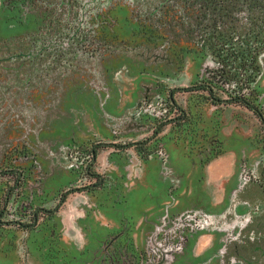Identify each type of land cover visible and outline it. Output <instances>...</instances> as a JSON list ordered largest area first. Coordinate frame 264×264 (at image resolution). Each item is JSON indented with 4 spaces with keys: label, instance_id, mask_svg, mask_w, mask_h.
<instances>
[{
    "label": "rangeland",
    "instance_id": "1",
    "mask_svg": "<svg viewBox=\"0 0 264 264\" xmlns=\"http://www.w3.org/2000/svg\"><path fill=\"white\" fill-rule=\"evenodd\" d=\"M160 1L103 0L90 22L102 45L86 50L96 59L57 72L37 57L0 64V211L11 191L0 264H241L232 247L264 204L249 180L264 166V72L263 119L191 91L206 59L153 33L142 12ZM46 19L39 2L0 0L12 47L0 57ZM144 142L149 160L133 146ZM39 209L57 211L35 223Z\"/></svg>",
    "mask_w": 264,
    "mask_h": 264
},
{
    "label": "trees",
    "instance_id": "2",
    "mask_svg": "<svg viewBox=\"0 0 264 264\" xmlns=\"http://www.w3.org/2000/svg\"><path fill=\"white\" fill-rule=\"evenodd\" d=\"M25 2L41 3L48 24L38 36L19 43L18 53L0 57L1 65L11 59L27 61L37 57L35 60L44 69L57 72L70 68L79 54L87 59L95 58L102 41L95 37L90 22L102 11L103 0ZM142 18L157 36L162 33L170 43L190 46L206 59L204 75L191 91L208 92L209 100L216 105L237 104L259 113L255 85L264 72V0H161L153 9L142 12ZM92 43L97 48L88 54L87 47ZM11 48L0 44V51ZM171 96L161 108L164 112L161 118L176 108ZM146 99L153 102L152 98ZM185 116L183 112L182 118ZM145 144L135 147L144 160H149L153 153H145ZM18 177H21L19 172ZM256 183L264 192V175Z\"/></svg>",
    "mask_w": 264,
    "mask_h": 264
},
{
    "label": "flooded vegetation",
    "instance_id": "3",
    "mask_svg": "<svg viewBox=\"0 0 264 264\" xmlns=\"http://www.w3.org/2000/svg\"><path fill=\"white\" fill-rule=\"evenodd\" d=\"M262 119H263V116H262ZM93 151H95V150H93ZM94 161L95 160L93 157V162ZM263 167H262V169H260L259 173L257 174L258 176L252 177L251 179H249L251 182H254L256 185H257L256 181L258 182V181L262 180V177L264 175ZM253 187H255V186H253ZM10 193H11V191L9 192L8 196L5 199L4 207L0 211V226L2 224H9V223H6L3 220V218L5 217V215L7 213V205L10 202V197H9ZM257 193L259 195L258 197H260L264 200V196L259 190H257ZM63 202L64 201L62 199L61 204H63ZM256 209L254 212H252L253 210H251V213H250L251 221L248 224V226L245 227V228H249L248 230H252V231H250V234H248L247 237H245L246 239L242 242L241 245L236 243L232 247L234 249V252H235L234 257H232V259L236 257L239 260L236 262H240L241 264H264V204H263L261 211L256 210ZM56 211H57V209L52 210V211H49L46 209L37 210L34 213L35 223L38 220L39 213L43 212V213L52 214V213H55ZM21 224L22 223H20V222L18 223V225H21ZM251 227H253V228H251ZM230 260H229V262H230Z\"/></svg>",
    "mask_w": 264,
    "mask_h": 264
},
{
    "label": "water",
    "instance_id": "4",
    "mask_svg": "<svg viewBox=\"0 0 264 264\" xmlns=\"http://www.w3.org/2000/svg\"><path fill=\"white\" fill-rule=\"evenodd\" d=\"M139 145V143H134L133 144V146H138ZM93 157H94V160H96V153H95V151H93ZM64 198H65V196H64ZM63 201H64V199H63Z\"/></svg>",
    "mask_w": 264,
    "mask_h": 264
}]
</instances>
